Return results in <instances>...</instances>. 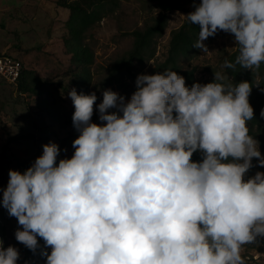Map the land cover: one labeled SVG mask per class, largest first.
I'll return each mask as SVG.
<instances>
[{
  "label": "clouds",
  "instance_id": "1",
  "mask_svg": "<svg viewBox=\"0 0 264 264\" xmlns=\"http://www.w3.org/2000/svg\"><path fill=\"white\" fill-rule=\"evenodd\" d=\"M193 8L184 15L199 25L193 47L208 52L204 41L224 31L237 54L223 69L264 64V0H193ZM135 83L127 100L103 92L101 123L92 121L96 94L71 89L72 156L57 163L60 148L49 142L25 171L9 170L0 206L17 219L16 241L40 249L45 264H244L241 247L264 242V172L247 175L253 158L264 167L247 123L252 87L262 83L216 71L188 87L170 69ZM19 258L0 240V264Z\"/></svg>",
  "mask_w": 264,
  "mask_h": 264
},
{
  "label": "rangeland",
  "instance_id": "2",
  "mask_svg": "<svg viewBox=\"0 0 264 264\" xmlns=\"http://www.w3.org/2000/svg\"><path fill=\"white\" fill-rule=\"evenodd\" d=\"M61 0H0V44L6 52L16 56L32 74V79L44 81L37 92L21 93L0 79V186L7 187L9 170L18 169L19 164L30 167L42 155L43 145L49 142L59 144L70 139L72 128L64 127V120L73 115L74 105L68 92L76 87L70 82L68 71L73 67L68 51L63 45L67 37L66 23L69 13L59 8ZM70 2L71 0H66ZM197 3L200 0H196ZM172 4L179 10L167 14L168 23L162 37L155 40V58L143 64L136 63L134 78L124 76V84L114 83L106 87L130 99L136 90L139 74H151L158 64L166 62L169 56L171 35L187 22L185 16L194 10L193 0H111L104 8L99 23L86 32L84 44L93 54L90 66V94L102 91L109 70L114 62L123 59L132 51L135 31L144 30L165 14V8ZM204 43L208 52L200 49L199 55L192 60L180 62L183 70L195 69V82L202 83L214 77V72L223 71L222 64L237 50L234 36L218 31ZM30 74V78H31ZM33 79L34 82L36 80ZM58 83L62 84L58 86ZM189 85L191 87L193 85ZM106 86V85H105ZM42 87L54 94L55 108L59 116L51 115L49 96ZM77 91V90H76ZM104 92V91H103ZM97 104L99 105V102ZM79 135V134H78ZM75 138H77V136ZM264 136V126L262 130ZM62 158H70L74 152L72 142L67 144ZM260 149V143H259ZM264 156V151H261ZM59 157V156H58ZM57 157V159H58ZM255 168L248 176L257 171L264 172L253 158ZM247 178V176H246ZM20 227L15 217H10L7 209L0 206V240L4 246L18 248L20 258L17 264H33L27 256L23 244L15 239V231ZM51 251V249L49 248ZM240 255L244 264H264V242L246 244L241 247Z\"/></svg>",
  "mask_w": 264,
  "mask_h": 264
},
{
  "label": "trees",
  "instance_id": "3",
  "mask_svg": "<svg viewBox=\"0 0 264 264\" xmlns=\"http://www.w3.org/2000/svg\"><path fill=\"white\" fill-rule=\"evenodd\" d=\"M111 0H71L67 2L66 0H61L58 3V7L66 10L69 13V18L66 23L67 37L63 39V45L68 51L70 56V62L73 67L68 71L70 73L68 76L71 78V83L76 87L78 94H90L89 85L91 83V73L90 66L93 64V54L89 47L84 44L86 38V32L88 29L95 24L99 23L101 20V15L104 11V8L107 4H110ZM179 10L176 6L168 4L165 8L166 13L161 15L154 21L152 26L147 27L144 30L135 31L131 34L133 38V45L126 57L117 62H114L109 70V74L105 80V85L101 86L102 91L97 92V100L94 105V112L92 116V121L95 123H101L99 120L98 104L97 101L103 100V91L106 90L107 86H110L114 83H120L121 86L124 84V76L128 75L134 78V67L135 64H143L149 62L155 58V40L159 37H162L165 33L168 23L167 14L171 11ZM199 25H192L190 22H186L182 28L177 31H174L171 35L170 51L169 56L166 62L158 64L155 68L152 69L151 74L156 72H163L164 69H170L176 71L179 75H182L185 78L186 85L189 86L195 81V69L192 70H183L180 62L187 60L190 61L200 53V49L193 47V43L198 38ZM237 54V50L232 53L228 58L229 60H234ZM23 70L21 72V77L18 80L17 90L21 93H34L40 95V92H37L39 86H42L44 81L36 80L35 77L32 79V74L23 64ZM227 71L228 75L232 77L234 82L239 83L240 81H255L259 80L262 85L259 87L253 86L251 94L249 96V102L254 109V119L248 121L249 134L257 139L260 143V150L264 151V136L262 135V130L264 126V117H261V109H264V91H261L260 88H264V64L261 67L252 72L250 69H244L237 66L235 71L229 69H223ZM31 74V78H30ZM214 77L209 78L203 82L208 83L212 82ZM62 84L58 83V86ZM42 91L49 96L51 100L48 104V111L51 112L53 116H59V112L56 110L54 94L49 93L48 90L42 87ZM75 111V109H74ZM73 111V113H74ZM109 111H112L111 109ZM73 116V115H72ZM72 116L64 120L65 128H72L74 130L73 136L70 139H63L58 144L60 148V154L57 159V163L60 160V155L67 148L65 147L70 142H73L78 131L73 125ZM193 160L199 161L201 155L199 152L193 154ZM254 165V164H253ZM28 167L24 164H19V171L23 172ZM253 166L250 170H253ZM0 186V192H1ZM1 199V195H0ZM41 248L44 245V242L41 238L38 237ZM50 252V250L48 249ZM27 256H30L33 264H45L46 257L40 254V249H37L34 254L29 249H25Z\"/></svg>",
  "mask_w": 264,
  "mask_h": 264
},
{
  "label": "built area",
  "instance_id": "4",
  "mask_svg": "<svg viewBox=\"0 0 264 264\" xmlns=\"http://www.w3.org/2000/svg\"><path fill=\"white\" fill-rule=\"evenodd\" d=\"M22 70V62L0 44V79L17 89Z\"/></svg>",
  "mask_w": 264,
  "mask_h": 264
}]
</instances>
